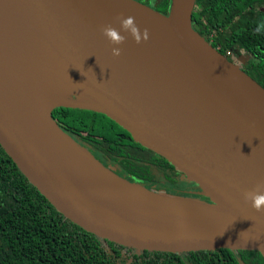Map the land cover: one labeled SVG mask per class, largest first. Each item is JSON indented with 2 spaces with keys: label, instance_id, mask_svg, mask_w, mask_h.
I'll return each instance as SVG.
<instances>
[{
  "label": "water",
  "instance_id": "1",
  "mask_svg": "<svg viewBox=\"0 0 264 264\" xmlns=\"http://www.w3.org/2000/svg\"><path fill=\"white\" fill-rule=\"evenodd\" d=\"M194 5L171 0L164 16L134 0H0V62L21 58L29 74L73 90L74 98L51 104L50 123L69 137L53 108L105 115L154 156L182 197L131 183L79 147L118 180L114 197L151 205L128 210L80 190L35 146L1 80L0 146L53 208L101 239L166 254L228 249L264 262V210L242 197L264 180V88L199 38ZM120 15L134 16L149 39L137 44L122 32L127 39L114 57L101 28L119 29ZM166 208L185 224L151 218Z\"/></svg>",
  "mask_w": 264,
  "mask_h": 264
},
{
  "label": "trees",
  "instance_id": "2",
  "mask_svg": "<svg viewBox=\"0 0 264 264\" xmlns=\"http://www.w3.org/2000/svg\"><path fill=\"white\" fill-rule=\"evenodd\" d=\"M140 2L168 15L170 0ZM192 28L230 62L247 56L243 71L264 88V0H195ZM50 113L62 131L114 174L153 186L157 193L183 196L154 156L105 115L70 106ZM250 260L228 249L166 254L101 239L53 208L0 146V264H264Z\"/></svg>",
  "mask_w": 264,
  "mask_h": 264
},
{
  "label": "bare ground",
  "instance_id": "3",
  "mask_svg": "<svg viewBox=\"0 0 264 264\" xmlns=\"http://www.w3.org/2000/svg\"><path fill=\"white\" fill-rule=\"evenodd\" d=\"M27 63L20 60H4L0 62V80L4 92L7 93L8 98L14 107V112L20 117L22 122L27 126L26 130L28 136L33 141L35 146L43 152L47 157L52 158L63 170V172L70 177L74 184L82 191L89 192L94 196H97L108 203L117 204L128 210H136V203L134 199L125 197H114V191L120 192L121 187L118 180L110 173L97 169V165L87 158L82 153H74L69 148L64 146V142L53 133L50 124L46 119V114L49 109V104L44 102L31 88L27 85V80L30 79V74L27 72ZM13 80L14 83L10 82ZM9 85H13L16 88L19 87V91L22 90L25 101L28 108L24 111H19L12 99V95L9 91ZM75 159L84 164L85 167H81L75 163ZM95 170L94 176L87 174L89 170ZM100 179L98 183H94L93 180ZM117 185V186H116ZM111 186L113 188H111ZM119 186V187H118ZM123 190V189H122ZM125 191L124 193L127 194ZM149 207L148 204L142 203L141 208ZM149 210V209H148ZM171 212L174 215L167 216ZM172 213V214H173ZM182 217L180 211L174 208L162 209L159 212H154L151 216L155 221L184 225L185 222L182 219H174L176 217Z\"/></svg>",
  "mask_w": 264,
  "mask_h": 264
},
{
  "label": "rangeland",
  "instance_id": "4",
  "mask_svg": "<svg viewBox=\"0 0 264 264\" xmlns=\"http://www.w3.org/2000/svg\"><path fill=\"white\" fill-rule=\"evenodd\" d=\"M259 2H262V0H259ZM247 58H248L247 56H242L240 59H239V57H237L234 62H236L239 66H243L244 62L246 61ZM238 59H239V61H238ZM42 78L43 79L41 80L37 77V74L32 73V74H30V79L27 80V85H28V87H31L35 91V93L44 102H46L47 104H49L51 106V104L59 102V101H67V100L69 101L68 97L70 96V94L73 93V90L68 85L61 83V81L51 80V79L44 78V77H42ZM10 82L14 83L13 80H11ZM9 88H10L9 91L12 95V99H13V102H14L16 108L19 111H24L25 109H27L28 106H27V103L25 101L24 95L22 94V90L19 91L20 88L19 87L16 88L13 85L12 86L9 85ZM50 106H49V109H50ZM49 109H48V111H49ZM48 111L46 114V119H47L48 123L50 124L53 133L58 137V139H60L64 142L63 145L66 146L67 148H69L74 153H78V154L84 153L87 156V158H89L91 160V158L88 157V155L80 149V148H83V147H81L80 144L76 143L70 136H69L70 137L69 138V137H66L65 135H63L62 133H60L50 123L49 118H48ZM95 159L98 161V159L96 157H95ZM75 163H77L80 166V168L84 166L78 160H76ZM94 171L95 170L90 169L87 174H89L90 176L95 175V177H96V174L94 173ZM147 189L154 191L153 186L150 188H147ZM120 192H121V190H120ZM120 192L115 191V193H120ZM148 205H151V204L149 203ZM136 206L138 207V209L145 210V208H141L139 205H136Z\"/></svg>",
  "mask_w": 264,
  "mask_h": 264
},
{
  "label": "clouds",
  "instance_id": "5",
  "mask_svg": "<svg viewBox=\"0 0 264 264\" xmlns=\"http://www.w3.org/2000/svg\"><path fill=\"white\" fill-rule=\"evenodd\" d=\"M116 19L120 23L119 29L115 28L112 24H105L101 28V33L107 39L109 44L116 46L111 48V54L114 57L121 55L122 49L118 46L125 43L127 39L125 35L121 34L122 32L128 33L137 44L148 41V29L144 28L141 30L137 25L134 16L123 17L120 15L117 16ZM260 30L261 28L258 27L257 31L259 32ZM242 197L245 202H250L251 207L256 212L264 210V180L258 182L253 189L244 191Z\"/></svg>",
  "mask_w": 264,
  "mask_h": 264
},
{
  "label": "flooded vegetation",
  "instance_id": "6",
  "mask_svg": "<svg viewBox=\"0 0 264 264\" xmlns=\"http://www.w3.org/2000/svg\"><path fill=\"white\" fill-rule=\"evenodd\" d=\"M134 1H136V2H138V3H140V4H142L141 2H140V0H134ZM159 0H152V2H158ZM170 5H171V0H170V4H169V9H170ZM145 6V5H144ZM147 7V6H146ZM148 7H151V6H148ZM151 9V8H150ZM169 12V11H168ZM239 66V65H238ZM244 66V65H243ZM243 66H240L241 68L243 67ZM43 79V78H42ZM164 185H165V182H164ZM210 251H213V250H210ZM235 256H242V257H247V258H249V259H251L250 261H253V259H255V258H253V257H251V256H249V255H247V254H245V253H243V252H241V251H232V250H230ZM256 260V259H255ZM258 261V260H257Z\"/></svg>",
  "mask_w": 264,
  "mask_h": 264
},
{
  "label": "built area",
  "instance_id": "7",
  "mask_svg": "<svg viewBox=\"0 0 264 264\" xmlns=\"http://www.w3.org/2000/svg\"><path fill=\"white\" fill-rule=\"evenodd\" d=\"M239 59H240V58H239ZM239 59H238V61H239ZM238 61H237V62H238Z\"/></svg>",
  "mask_w": 264,
  "mask_h": 264
}]
</instances>
